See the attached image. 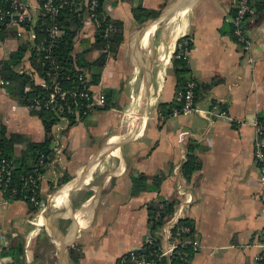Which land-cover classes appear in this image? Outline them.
Returning a JSON list of instances; mask_svg holds the SVG:
<instances>
[{
  "label": "crops",
  "instance_id": "crops-1",
  "mask_svg": "<svg viewBox=\"0 0 264 264\" xmlns=\"http://www.w3.org/2000/svg\"><path fill=\"white\" fill-rule=\"evenodd\" d=\"M24 1L37 12L42 0ZM236 4L105 0L106 15L123 31V41L94 85L105 96L110 93L109 107L71 126L58 121L61 132L53 126L55 155L40 180L45 211L32 220L24 201L0 203V264H116L118 256L143 246L148 204L169 200L176 207L184 194L191 197L184 215L200 244L189 264H259L264 197L253 162V121L264 125V0H252L243 43L230 30ZM137 8L148 12L142 20L134 17ZM4 29L0 68L20 43L25 45L20 61L27 55L17 29ZM183 38H191L186 61L199 87L197 102L205 108L219 103L228 117L162 114L160 105L181 103L173 55ZM94 41L95 28L82 24L73 54ZM90 49L84 58L92 63L100 50ZM9 85L0 86V126L6 136L22 137L13 146L18 157L28 143L43 141L45 131ZM29 85L24 86L28 94ZM188 157L196 167L186 180L181 170ZM140 174L146 177L145 189L132 180ZM154 178L160 179L156 190L149 189ZM14 240L24 244L23 254L2 255ZM72 248L81 255L78 263L69 255Z\"/></svg>",
  "mask_w": 264,
  "mask_h": 264
},
{
  "label": "built area",
  "instance_id": "built-area-1",
  "mask_svg": "<svg viewBox=\"0 0 264 264\" xmlns=\"http://www.w3.org/2000/svg\"><path fill=\"white\" fill-rule=\"evenodd\" d=\"M70 1L72 0H43L38 9L36 8L37 12H33L34 8L24 0H3V5L0 6V24L5 28H16L17 36L25 39L27 43V55L17 66V72L30 79L27 88L29 96L25 107L33 113L51 110L59 121L64 120L68 123L70 118L77 122L86 120L95 109L104 107L106 101L103 91L95 90L94 85L90 83V77L85 69L74 66L73 71L64 70L58 59L55 46L63 33L58 15ZM98 6V0H89L87 17L83 24H91L94 28L100 27L105 14L102 12L101 18L96 14ZM252 11V0H237L233 16V34L239 42H247L243 21ZM110 30L112 27H107L104 36ZM190 42L191 38L180 40L173 56L187 59ZM8 84V80L0 77V86ZM195 87V81L190 80L184 89L178 92L177 98L181 106L172 110V116L198 113L207 118L215 114L220 118L228 117L226 110L222 109L219 103H213L206 108L200 106L195 99ZM54 126L59 132L63 129V126L57 123ZM253 126L255 132L253 162L258 169L260 194L264 197V125L261 121L254 120ZM59 132L56 135L60 137ZM1 139L0 132V203L6 205L20 192L19 188L11 183L14 164L5 156ZM44 166L43 159H39L20 188L22 191L20 197L27 199L36 207L39 217L45 211L43 197L40 194L41 170ZM179 192L184 194L180 188ZM184 197L183 202L174 207L172 214L161 227L154 234H148L143 252L129 250L117 257L116 264H189L187 247L192 253H196L200 244L193 234V228L182 222L186 218L184 205L191 202L189 195L184 194ZM35 223L39 225L38 222ZM3 239L7 241V238ZM261 248L255 260L259 264H264V237Z\"/></svg>",
  "mask_w": 264,
  "mask_h": 264
},
{
  "label": "trees",
  "instance_id": "trees-1",
  "mask_svg": "<svg viewBox=\"0 0 264 264\" xmlns=\"http://www.w3.org/2000/svg\"><path fill=\"white\" fill-rule=\"evenodd\" d=\"M3 0H0V6L3 5ZM43 1V0H42ZM41 1V2H42ZM99 6L96 8V14L101 18L102 12L105 14V17H103V20L101 21L100 27L95 28V41L85 49L78 52V54H73L74 50V43H75V36L77 35V32L79 31V28L83 24V20L85 19V16L88 12V3L89 0H72L67 4L62 10L60 11L58 15V22L60 24L61 29L63 30V33L56 41L55 50L57 52L58 59L60 60L64 70H71L73 71L74 66H77L78 64H81L79 68L84 67L87 68L90 72V83L92 85H96L99 82L100 78V72L105 65V62L110 55H114V53L117 51V48L123 41V31H122V25L118 24L117 22H114L112 19H110L105 11H104V3L105 0H98ZM134 17L137 20L141 19V14H148L147 11L143 10L142 8H137L133 11ZM152 15L155 14V11L149 12ZM235 14V11H234ZM151 15V16H152ZM107 27H112V30H110L106 36H104L105 31ZM5 27H3L0 24V32L1 37L3 38L5 35ZM234 29L232 26H230V30ZM38 31L40 28L37 29ZM91 46V47H90ZM190 48V43L188 45ZM91 48V49H90ZM92 49H98L100 50V53L95 61L92 63L88 60H85L84 54ZM25 52V45L19 44L18 48L15 52L11 53L9 58L6 60H3L1 62V68H0V74L2 77H4L5 80L9 81V87L8 90L11 93V95L21 98L23 101V105L25 106L27 101L28 93L24 91V86L30 83V79L22 74L16 73L13 71V67L17 65L20 61V59L23 57V54ZM78 62V64H77ZM173 64L175 66V73L177 78V92L182 91L190 80H193V78L189 75V68L187 65L186 59L180 57L176 58L174 56L173 58ZM195 81V80H194ZM7 85V86H8ZM199 87L196 85L194 94L195 99H198V92ZM109 92L106 93V101L105 106L102 108H108V98H109ZM25 99V100H24ZM181 103L172 102L167 105H160L161 112L164 116L169 115L174 108H180ZM222 109L224 107L220 105ZM39 116L41 119V122L44 127L45 131V138L41 142H30L27 144V147L22 151V153L18 157H14L13 155V146L15 143H17L19 140H22V137L20 135H10L6 136L4 128L0 126V132H1V140H2V146L5 153V156L7 158L11 159L14 164V169L11 176V183L15 185L20 193V188L22 184L25 181V178L29 173L32 172L35 165L38 164L39 159H43L44 164H48L52 161L55 155V150L52 148L53 146V140H54V134H53V126L59 121V118L57 115L51 111H41L39 113H35ZM260 119V118H259ZM77 121H73L71 118L69 119V126L76 123ZM190 150V149H189ZM196 167L194 164V159L191 157H188V160L182 165V175L187 180L188 174ZM45 166L41 170L43 173ZM132 180L134 183H139L141 188L145 189L147 188L145 180L146 177L144 175H137L135 177H132ZM159 178L153 179V184L150 186L149 189L156 190L159 186ZM25 193V191H23ZM20 193L17 194V196L13 197L12 201H24L28 206V211L32 216H36V207H34L27 199H22L20 197ZM7 196V195H6ZM11 201V202H12ZM175 202L169 201V200H161L156 202H151L147 206L148 211V221H149V234L152 235L158 230L163 222L170 217L174 210ZM182 222H185L188 224L187 218L182 220ZM23 243L20 241H12L10 242L9 246L5 250L2 251V255H8L11 257H16L18 255H22L24 252ZM146 246V243L144 241V244L142 248L136 249L138 252H143L144 247ZM186 252H188V257H191V250L186 249ZM69 255L70 257L78 263L79 257L81 256L79 251L72 248L69 249Z\"/></svg>",
  "mask_w": 264,
  "mask_h": 264
},
{
  "label": "rangeland",
  "instance_id": "rangeland-1",
  "mask_svg": "<svg viewBox=\"0 0 264 264\" xmlns=\"http://www.w3.org/2000/svg\"><path fill=\"white\" fill-rule=\"evenodd\" d=\"M35 215H36V217H37L36 219L38 220V219H39V214L36 212ZM40 215H42V214H40ZM33 219H34V216H32V220H33ZM40 227H41V226H40ZM43 232H44V230H43ZM44 247H45V246H44ZM40 248L42 249V246H41Z\"/></svg>",
  "mask_w": 264,
  "mask_h": 264
},
{
  "label": "bare ground",
  "instance_id": "bare-ground-1",
  "mask_svg": "<svg viewBox=\"0 0 264 264\" xmlns=\"http://www.w3.org/2000/svg\"><path fill=\"white\" fill-rule=\"evenodd\" d=\"M136 115H137V114H136ZM137 116H139V115H137ZM144 116H145V115H144ZM145 117H146V116H145ZM129 118H130V117H129ZM135 119H136V118H135ZM138 119H139V118H138ZM132 123H133V122H132ZM132 123H131V124H132ZM133 124H134V123H133ZM131 128H132V127H131ZM115 141H116V140H115Z\"/></svg>",
  "mask_w": 264,
  "mask_h": 264
}]
</instances>
